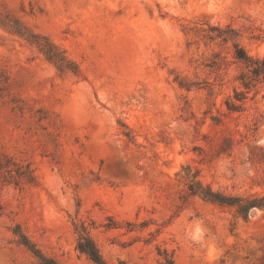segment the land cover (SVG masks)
<instances>
[{"label":"rangeland","instance_id":"1","mask_svg":"<svg viewBox=\"0 0 264 264\" xmlns=\"http://www.w3.org/2000/svg\"><path fill=\"white\" fill-rule=\"evenodd\" d=\"M235 44L264 56V0H0V264H95L83 235L106 264H264V206L191 189L264 196Z\"/></svg>","mask_w":264,"mask_h":264},{"label":"trees","instance_id":"2","mask_svg":"<svg viewBox=\"0 0 264 264\" xmlns=\"http://www.w3.org/2000/svg\"><path fill=\"white\" fill-rule=\"evenodd\" d=\"M35 36V35H33ZM40 49V51L46 56V58L57 65L60 69L65 68H72L70 62H68L65 57L61 54V52L50 42L44 40L41 42H35ZM235 47V58L245 63L246 67H249L250 75L244 73L242 74V83L246 87L251 84V81L254 79L255 76H258L261 73H264V56L263 57H251L246 54L242 47H239L237 44L234 45ZM238 99V97H236ZM229 106L233 107L234 103H229ZM22 174V173H20ZM196 184V183H195ZM191 189L193 192H200L203 194L204 197L214 200L219 203L225 204H237L239 212L245 214L251 206H264V196L262 197H255L249 200L244 201L238 197H231L224 195L220 192H216L211 190L210 188H204L198 183V187H193L191 185ZM241 202V203H240ZM22 242L23 244L27 245L29 248L32 247L29 245L28 239L22 235ZM76 248L86 254L95 264H106L103 260L98 248L96 247L93 240L83 235L79 237ZM34 250V249H32ZM50 264V263H45ZM166 264H174L171 259H166Z\"/></svg>","mask_w":264,"mask_h":264}]
</instances>
